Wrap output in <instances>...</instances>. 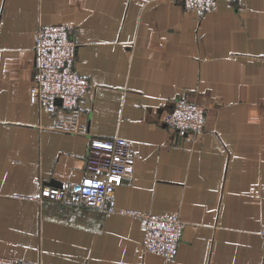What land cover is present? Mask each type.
I'll return each mask as SVG.
<instances>
[{
  "label": "crops",
  "instance_id": "0c3cea01",
  "mask_svg": "<svg viewBox=\"0 0 264 264\" xmlns=\"http://www.w3.org/2000/svg\"><path fill=\"white\" fill-rule=\"evenodd\" d=\"M75 28L89 83L82 133L29 101L39 25ZM182 96L205 107L199 131L161 119ZM128 141L133 173L117 209L178 215L170 260L141 249L136 217L39 202L74 187L90 136ZM264 0H0V255L38 264H258L264 251Z\"/></svg>",
  "mask_w": 264,
  "mask_h": 264
},
{
  "label": "built area",
  "instance_id": "2783aa9c",
  "mask_svg": "<svg viewBox=\"0 0 264 264\" xmlns=\"http://www.w3.org/2000/svg\"><path fill=\"white\" fill-rule=\"evenodd\" d=\"M185 9L209 11L218 0H178ZM231 1V0H226ZM75 28L65 23L41 24L34 34L33 74L29 101L46 111L62 109V117L53 127L61 131L82 133L78 102L87 95V78L75 66L77 55ZM60 103H55V99ZM205 121V107L179 96L171 101L162 124L177 135L199 131ZM85 174L74 187L43 185L39 202H52L75 209L86 208L109 213H127L136 217L142 232L141 249L170 260L181 238L184 222L178 215H161L117 209L113 193L122 179L133 173V160L128 141L118 135L110 138L90 136L85 154ZM259 234L264 239V227ZM0 264H38L13 256H1ZM258 264H264V251Z\"/></svg>",
  "mask_w": 264,
  "mask_h": 264
},
{
  "label": "water",
  "instance_id": "95a60500",
  "mask_svg": "<svg viewBox=\"0 0 264 264\" xmlns=\"http://www.w3.org/2000/svg\"><path fill=\"white\" fill-rule=\"evenodd\" d=\"M55 103L59 104V103H60V99H58V98L55 99ZM185 134H186V133H185ZM185 134H184V135H185Z\"/></svg>",
  "mask_w": 264,
  "mask_h": 264
}]
</instances>
